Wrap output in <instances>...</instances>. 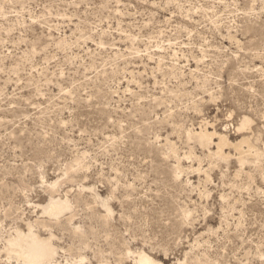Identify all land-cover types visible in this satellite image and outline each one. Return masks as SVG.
<instances>
[{
	"label": "rangeland",
	"instance_id": "374dc122",
	"mask_svg": "<svg viewBox=\"0 0 264 264\" xmlns=\"http://www.w3.org/2000/svg\"><path fill=\"white\" fill-rule=\"evenodd\" d=\"M30 231L47 264H264V0H0V264Z\"/></svg>",
	"mask_w": 264,
	"mask_h": 264
},
{
	"label": "bare ground",
	"instance_id": "6f19581e",
	"mask_svg": "<svg viewBox=\"0 0 264 264\" xmlns=\"http://www.w3.org/2000/svg\"><path fill=\"white\" fill-rule=\"evenodd\" d=\"M67 210H69L67 202L55 200L50 203V214H62ZM8 245L12 252H15L23 260L25 259L26 264H47L56 255V250L51 240H43L32 231L28 234H20L16 239L11 240ZM139 264L158 263L148 256L141 255L139 257Z\"/></svg>",
	"mask_w": 264,
	"mask_h": 264
}]
</instances>
